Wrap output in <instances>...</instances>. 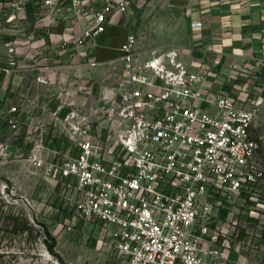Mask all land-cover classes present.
Here are the masks:
<instances>
[{"label": "built area", "instance_id": "obj_1", "mask_svg": "<svg viewBox=\"0 0 264 264\" xmlns=\"http://www.w3.org/2000/svg\"><path fill=\"white\" fill-rule=\"evenodd\" d=\"M2 3L10 10H36V20L46 15L50 22L64 21L75 43L96 38L131 4ZM80 18L88 26L75 35ZM7 46L13 54V43ZM120 51L122 73L103 95L109 103L95 110L107 117L72 123L65 137L74 151H56L46 165L66 221L96 228L110 264H230L227 251L240 249L243 235L255 230L248 223L264 225V165L253 134L264 99L204 90L205 71H190L175 48L143 55L134 30H127ZM236 198L242 200L239 215L211 224L216 210Z\"/></svg>", "mask_w": 264, "mask_h": 264}, {"label": "crops", "instance_id": "obj_2", "mask_svg": "<svg viewBox=\"0 0 264 264\" xmlns=\"http://www.w3.org/2000/svg\"><path fill=\"white\" fill-rule=\"evenodd\" d=\"M130 2L126 14H114L103 33L75 43L64 21L50 22L46 15L36 20V10H10L0 0V147L31 158L37 153L33 128L38 121L46 123L54 108L66 111L68 95L80 101L85 93L95 104L97 92L116 86L122 73L120 46L128 29L137 33L142 11L143 0ZM172 6L184 37L175 49L190 71H205L202 88L241 100L264 99V0H172ZM87 26L80 18L74 34ZM8 42L14 46L11 55ZM56 151L71 153L74 148L59 135L42 153L51 157ZM228 204L216 210L211 224L235 216ZM248 224L255 230L243 235L240 249L227 251L230 264H264V225Z\"/></svg>", "mask_w": 264, "mask_h": 264}, {"label": "rangeland", "instance_id": "obj_3", "mask_svg": "<svg viewBox=\"0 0 264 264\" xmlns=\"http://www.w3.org/2000/svg\"><path fill=\"white\" fill-rule=\"evenodd\" d=\"M137 24L138 47L144 55L164 53L179 48L184 41L172 10V0H143ZM93 97L81 93L80 101L68 95L66 111H56L46 123L33 128V150L30 157L10 155L0 147V264H110L108 246L99 247L97 229L66 221L63 199L48 182L46 165L50 157L42 153L59 135L66 136L71 124L85 125L103 121L107 115L95 112L109 103L105 92ZM45 122L43 114L38 115ZM253 134L261 142L260 158L264 165V101L257 105ZM238 198L228 204L238 216Z\"/></svg>", "mask_w": 264, "mask_h": 264}]
</instances>
